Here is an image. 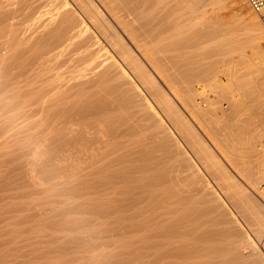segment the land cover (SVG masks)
Masks as SVG:
<instances>
[{"label":"bare ground","instance_id":"obj_1","mask_svg":"<svg viewBox=\"0 0 264 264\" xmlns=\"http://www.w3.org/2000/svg\"><path fill=\"white\" fill-rule=\"evenodd\" d=\"M73 2L0 0V264H264V19Z\"/></svg>","mask_w":264,"mask_h":264},{"label":"rangeland","instance_id":"obj_2","mask_svg":"<svg viewBox=\"0 0 264 264\" xmlns=\"http://www.w3.org/2000/svg\"><path fill=\"white\" fill-rule=\"evenodd\" d=\"M69 2H70V4L72 3L73 5H75L74 3L75 2H73V0H68ZM75 1H77V0H75ZM78 3H80V2H76V5L75 6H77L76 8H78V10H80V8H81V5L80 4H78ZM94 3H96V5L97 6H100V8L101 9H103V11L106 13V15H108V12L106 11V7H105V4H104V2H103V0H94ZM71 4V5H72ZM41 5H43V4H41ZM40 5V6H41ZM44 5H46V4H44ZM42 6L40 9L39 8H35V7H39V4L38 5H36L34 8L36 9V10H34V11H36L35 13H41V14H34L33 13V11H31V12H29V11H24V12H21L19 15H18V18H17V22L20 24V26H22V27H24L25 25H27L30 21H29V18H30V14L31 15H36V17H39V16H41L42 15V10L44 9H46L45 8V6ZM74 6V7H75ZM80 8H79V7ZM33 8V9H34ZM234 8V7H233ZM237 8V7H236ZM236 8H235V10H236ZM239 8V7H238ZM39 9V10H38ZM43 10V11H44ZM38 11V12H37ZM28 12H29V15H27L28 14ZM23 13H27L26 15L24 14V16L22 15ZM258 15V14H257ZM108 17H109V15H108ZM259 17L261 18V19H264L263 17H261L260 15H259ZM19 19V20H18ZM24 20V21H23ZM26 20H28V21H26ZM21 22V23H20ZM23 22H24V25H22L23 24ZM26 22V23H25ZM120 33H121V35H123V37H124V39H126L125 41L128 43H131V44H129L134 50H135V52L138 54V53H140L137 49H136V47H135V45L131 42V40H130V38H129V36L125 33L124 34V31H120ZM109 48H110V46H108ZM112 50V49H111ZM248 70V73H250L251 75H254V74H257V73H259L260 71H262V69H259V68H248L247 69ZM263 73H264V69H263ZM227 166H228V168L231 170V169H233V170H235V171H232L231 170V172H234V176L236 177V178H239L240 179V181H239V179H238V181L240 182V183H242L243 185H244V187H247V189H248V191L249 192H251V194L253 195V197L256 199V201H258V203H260V205H263L262 207H264V193L263 192H261V191H263V186H264V180L263 179H261V178H259L258 179V181H261L260 182V185H259V187L257 186L256 188L253 186V184L249 181V180H247L241 173H239V171L236 169V168H233L232 166H230V165H228L227 164ZM237 173V175H235ZM238 173L240 174V175H238ZM259 176V175H258ZM247 180V181H246ZM254 188V189H253ZM259 196V197H258ZM262 198V199H261ZM262 202H263V204H262ZM264 237V236H263ZM262 244V245H261ZM261 244H260V246H261V248L264 250V244H263V242H261Z\"/></svg>","mask_w":264,"mask_h":264},{"label":"built area","instance_id":"obj_3","mask_svg":"<svg viewBox=\"0 0 264 264\" xmlns=\"http://www.w3.org/2000/svg\"><path fill=\"white\" fill-rule=\"evenodd\" d=\"M250 7L264 18V0H247Z\"/></svg>","mask_w":264,"mask_h":264}]
</instances>
